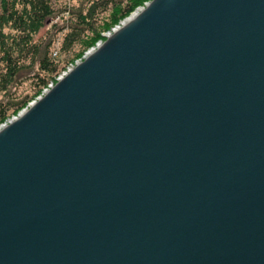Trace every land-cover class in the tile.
<instances>
[{
  "label": "water",
  "instance_id": "95a60500",
  "mask_svg": "<svg viewBox=\"0 0 264 264\" xmlns=\"http://www.w3.org/2000/svg\"><path fill=\"white\" fill-rule=\"evenodd\" d=\"M0 264H264V0H150L1 127Z\"/></svg>",
  "mask_w": 264,
  "mask_h": 264
},
{
  "label": "trees",
  "instance_id": "16d2710c",
  "mask_svg": "<svg viewBox=\"0 0 264 264\" xmlns=\"http://www.w3.org/2000/svg\"><path fill=\"white\" fill-rule=\"evenodd\" d=\"M147 1L81 0L76 6L68 0L57 6L54 0H0V94L6 96V100L0 99V124L24 109L68 64L93 46L101 32ZM106 12H110V21L100 17ZM59 19L67 32L60 48L51 50L52 39L36 41L34 35L45 22ZM76 45L80 46L74 55L77 58L61 61L59 57ZM30 80L33 93L18 94L20 85Z\"/></svg>",
  "mask_w": 264,
  "mask_h": 264
},
{
  "label": "rangeland",
  "instance_id": "374dc122",
  "mask_svg": "<svg viewBox=\"0 0 264 264\" xmlns=\"http://www.w3.org/2000/svg\"><path fill=\"white\" fill-rule=\"evenodd\" d=\"M64 1H68V0H54V3H55V5H57V6H59V5H63V2ZM69 1H71L72 3L71 4H75L76 6H78L79 5V2L81 1V0H69ZM58 2V3H57ZM149 3V1H147V2H145L143 5H141V6H139L137 9H142V7H146V5ZM136 9V10H137ZM136 10H134V11H136ZM110 14V12H106V13H104L103 15H100V17L102 16V17H106V19H107V21H110V16L111 15H109ZM129 16V15H128ZM127 16V17H128ZM56 21H54L53 23H55ZM122 22V21H121ZM53 23L51 22V21H48V22H45L44 23V26L43 27H41L40 29H39V31L34 35V39L36 40V41H40V40H43V41H48V40H50V39H52L53 41H54V44L52 45V47H51V50L53 49H58V48H60V45H61V41H62V38H63V36H64V34L67 32V29L66 28H64L65 27V23H63V24H61V19H59V20H57V22H56V24H54L53 25ZM118 24V23H117ZM52 25V27H50ZM56 25V26H55ZM104 26V25H103ZM115 26V25H114ZM114 26H111V28H109V30L111 31V29L114 27ZM121 27V26H120ZM119 27V28H120ZM109 30H105V31H103V32H101V38L100 39H98V41L99 40H101V41H103V43H104V41L107 39V37L105 36V33L107 32V31H109ZM95 45V44H94ZM92 47V46H91ZM90 48V47H89ZM88 48V49H89ZM78 50H80V46H78V45H76V47H75V49L73 50V51H71L70 53H65V54H63L61 57H59L60 59H61V61H66V60H68L69 62H71V61H73L74 59H76L77 57H74V55H75V53L78 51ZM85 51H87V49L85 50ZM85 51H84V53H85ZM83 53V54H84ZM83 54H81V55H83ZM80 57V56H79ZM78 57V58H79ZM81 57H83V56H81ZM72 63H74V61L72 62ZM57 83V82H56ZM31 80L30 81H27V82H24L22 85H20V87L18 88V94L19 93H22L23 95L24 94H27V93H29V94H32L33 93V89H32V87H31ZM0 99H4V100H6V96H4V95H2V94H0ZM37 101V97L36 98H34V99H32L28 104H27V106L24 108V110H21V111H19V113H17V115H12V116H10L9 118H8V120L10 119L11 121H14L15 119H17L18 117H20V115L21 114H23L29 107H30V105H32L35 101ZM8 120H7V124L8 123H10V121L8 122ZM3 124V123H2ZM6 124V125H7ZM1 125V124H0ZM6 125H3V126H6ZM3 126H0V128L1 127H3Z\"/></svg>",
  "mask_w": 264,
  "mask_h": 264
},
{
  "label": "bare ground",
  "instance_id": "6f19581e",
  "mask_svg": "<svg viewBox=\"0 0 264 264\" xmlns=\"http://www.w3.org/2000/svg\"><path fill=\"white\" fill-rule=\"evenodd\" d=\"M144 7H142V9H143ZM142 9H137L136 11H133L132 13H130V15L128 16V17H125L123 20H122V22L120 21L117 25H115L112 29H111V31L109 30V31H107L106 33H105V36L106 37H109L111 34H113L116 30H118L119 29V27L121 26H124L127 22H129L130 20H132ZM103 44V41H101V40H99V41H97L96 43H95V47L94 48H92V49H87V51H85V54H83L82 56L83 57H80V58H78V59H80L78 62H75V63H73V64H71V66H70V70H69V72L71 71V70H73L74 69V67L76 66V65H78L79 63H81L88 55H90L91 53H93L95 50H97L101 45ZM78 59H76V60H78ZM69 68V64L65 67V69L64 70H62L58 75H56L55 76V78L53 79V80H55L54 82H52V84L51 85H49V83L47 84V86L45 87V88H43V90L41 91V93L37 96V100L39 99V98H41L42 96H44L51 88H53L54 87V85L56 84V82H59L63 77H65L69 72H65L66 71V69H68ZM62 73H65V74H62ZM61 74V75H60ZM35 101V100H34ZM9 121H11L10 119L8 120V122ZM7 124V121L5 122V123H3V124H1L0 126H3V125H6Z\"/></svg>",
  "mask_w": 264,
  "mask_h": 264
},
{
  "label": "built area",
  "instance_id": "2783aa9c",
  "mask_svg": "<svg viewBox=\"0 0 264 264\" xmlns=\"http://www.w3.org/2000/svg\"><path fill=\"white\" fill-rule=\"evenodd\" d=\"M94 47H95V45H93V46H92V47H90L89 49H92V48H94ZM84 54H85V53H84ZM79 60H80V59H78V60H75V61H74V63H75V62H78ZM71 64H73V63H70V64H69V68H68V69H66V71H65V72H69ZM62 74H65V73H62ZM60 75H61V74H60ZM54 81H55V80H52V81H50V82H49V85H51V84H52V82H54ZM22 110H24V109H22Z\"/></svg>",
  "mask_w": 264,
  "mask_h": 264
}]
</instances>
